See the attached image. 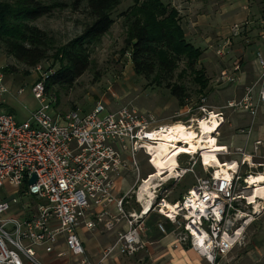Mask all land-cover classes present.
I'll return each instance as SVG.
<instances>
[{
    "label": "built area",
    "instance_id": "built-area-1",
    "mask_svg": "<svg viewBox=\"0 0 264 264\" xmlns=\"http://www.w3.org/2000/svg\"><path fill=\"white\" fill-rule=\"evenodd\" d=\"M238 32V25L232 26L231 35ZM256 59L259 78L255 99L245 89L241 103L227 105V109L239 108L252 119L264 106V61L259 54ZM33 71L36 79L30 93L37 109L21 123L0 110V190L4 192L0 199V264H42L37 259L38 249L56 258L68 256L75 264H104L117 247L133 254L139 245L140 224L148 214L136 194L139 211L125 212L129 191L123 194L118 182L129 167L136 173V183H142L136 156L141 153L150 163L148 147L158 142L166 125L155 124L146 112L127 107L108 111L100 104L89 113L70 111L53 116L55 100L44 88L51 71H43L41 65ZM6 92L0 68V96ZM21 93L22 89L17 91ZM198 111L199 120L212 113L203 106ZM214 115L223 121L221 112ZM197 121L191 119L188 124ZM237 171L231 172L229 180L214 174L198 179L180 201L172 203L175 213L168 220L174 225H180L178 218L183 220L191 250L206 264H216L238 244L239 228L232 229L235 220L230 216L234 204L241 200V196H234ZM32 176L35 183L30 185ZM5 184L17 194L9 197ZM153 199L151 210L155 196ZM164 202L160 198L155 211L166 218ZM120 220L126 229L116 235L113 245L102 250L97 261L91 262L79 231L92 232L100 227L110 233ZM190 228L201 236L200 243Z\"/></svg>",
    "mask_w": 264,
    "mask_h": 264
},
{
    "label": "rangeland",
    "instance_id": "rangeland-1",
    "mask_svg": "<svg viewBox=\"0 0 264 264\" xmlns=\"http://www.w3.org/2000/svg\"><path fill=\"white\" fill-rule=\"evenodd\" d=\"M39 1L45 5L58 3L68 5L67 8H58L48 17H43L32 23L33 26L47 33L56 47L63 46L78 36L84 26L90 22L83 11L85 0ZM142 1L137 0L136 2L139 4ZM161 1L169 9L178 12L179 25L185 34V40L202 51L201 59L196 68H202L207 78L208 90L206 95L204 97L195 95V87L186 79L184 83L188 88L190 101L187 106L181 108L167 90L151 86L147 81L134 74L129 54L123 53L125 29L122 27L124 18L121 17V14L127 12L133 6L135 7L136 4L135 0H121L120 5L111 13L112 26L102 38L100 45L94 48L91 53L88 70L71 87L57 86L50 90L48 95L55 100L52 115L63 116L70 111L85 114L89 113L95 105L100 104L108 111H116L121 107H127L137 112H146L158 125L171 126L182 123L187 126L190 125L188 124L189 120H199L201 115L198 108L203 106L207 111L214 114L221 112L223 115L222 126L212 136L215 145H223L231 133L244 132L248 134L247 129H250L251 126L245 124L244 117L248 118L250 116L239 108L227 109V105L233 103L237 106L241 103L245 98V89L249 90V96H252L253 99L257 95L258 84L256 82L259 78V68L254 51L260 41H258V38H248V35L256 28L247 30L246 25L238 24V35H231L232 26L238 22L228 24V21H225L221 5L225 0ZM76 2H78L77 9L73 10L71 5ZM246 8L248 9V7ZM255 33H257V30ZM5 58L7 61L5 66L2 67L3 71L6 68L4 74L17 73L20 77H24V94H29L32 76H35L34 71L30 70L28 74H24L25 69L22 65L6 56ZM52 66L51 59L41 64L43 71L51 70L49 68H52ZM181 68L182 65H180ZM256 74V80L252 79V76L255 77ZM262 108L264 106L257 110L255 117ZM20 115L22 114L19 113L18 118L22 119ZM29 115L30 113L27 112L26 117H29ZM257 144L259 143H255V148ZM239 157L241 158V155L234 149H228L225 154L217 155L218 161L223 164L229 163L230 159H238ZM146 160L143 154H137L136 162L141 180L153 173L151 165ZM176 162L179 176L168 180L166 183L158 184L160 186L154 190V206L141 224L143 223V232L144 227L148 228L151 235L156 231L160 232L161 229L164 231L169 229L180 240L183 248L187 246L190 248L187 235L182 228L183 220L178 218L177 223L180 222V225L172 224L155 211V205L160 198H164L169 204L180 201L198 179L213 175L214 169L204 167L199 154L178 155L176 156ZM248 166L239 167L236 173L234 196L247 197L250 191L245 190L247 185H245L244 180L248 175L255 176L261 172V168L260 170L259 168L254 170L252 165ZM122 176L123 178L118 182V186L123 194L129 191L124 210L126 213L137 212L140 208L136 202L135 194L141 183L140 181L136 183V173L132 168L127 167ZM4 189L9 197L17 194L16 189L6 184ZM3 194L4 192L0 190V199L3 198ZM251 207L246 204L245 200H239L234 204V211L230 215L235 220L232 229L239 228L237 239H239V242L240 240L243 242L241 246L246 250L252 244L258 248L261 244H264V208L254 212L253 207ZM143 239H145V236ZM236 250L237 248H234L231 253H236ZM201 264H206V262L201 259Z\"/></svg>",
    "mask_w": 264,
    "mask_h": 264
},
{
    "label": "trees",
    "instance_id": "trees-1",
    "mask_svg": "<svg viewBox=\"0 0 264 264\" xmlns=\"http://www.w3.org/2000/svg\"><path fill=\"white\" fill-rule=\"evenodd\" d=\"M120 1L85 0L83 11L90 22L78 36L56 47L52 38L32 23L68 5L0 0V53L22 65L24 74L51 59L55 67L48 70L51 74L44 83L46 94L53 87H71L88 70L91 53L112 26L111 13ZM136 1L135 7L121 14L125 29L123 53L129 54L134 74L151 86L167 90L181 108L190 101L186 79L195 87L194 94L204 97L208 81L204 70L196 68L202 51L185 40L178 12L161 0ZM77 5H71L73 10Z\"/></svg>",
    "mask_w": 264,
    "mask_h": 264
},
{
    "label": "crops",
    "instance_id": "crops-1",
    "mask_svg": "<svg viewBox=\"0 0 264 264\" xmlns=\"http://www.w3.org/2000/svg\"><path fill=\"white\" fill-rule=\"evenodd\" d=\"M221 5L225 21H228V24L238 22L235 25L244 24L247 26V30L256 28L257 33L254 30L248 35V38H258L260 42L254 52L259 54L264 61V0H225ZM6 61L5 56L0 53V68L5 66ZM32 77L30 87L36 79L35 76ZM256 78L257 74L255 77L252 76V79L256 80ZM23 84L24 77H20L17 73L5 75L3 71V85L7 92L0 96V110L13 116L18 123L28 118L26 117L27 112L31 114L38 107L32 96L30 98V90L29 94H24ZM20 89H22V93L17 94ZM19 113L22 114L20 115L22 119L18 118ZM244 118L245 124L251 126L250 129H247L248 134L244 132L231 133L222 146L226 150L234 149L239 152L241 158L230 159V162H234L238 169L242 166L249 167L248 165H252L254 170H257L256 168L260 170L261 168V172L257 174H262V170H264V108L255 118ZM256 142L259 144L255 148ZM125 229L124 221L120 220L114 231L110 233H104L100 227L92 232L80 230L79 235L87 258L91 262L97 261L102 250L113 245L116 241V235ZM145 229L147 230L146 233ZM150 233L149 229L145 227L143 232V223L140 224L139 245L136 247V251L131 255H127L117 247L104 264H201V259L196 252L191 250L187 244V247L183 248L180 240L169 229L166 231L161 229L160 232L156 231L152 235ZM144 236L145 239H143ZM241 243L243 242L241 240L239 242L238 239V245L236 244L232 248V250L237 248L236 253H231V250L228 255L219 258L216 264H264V244L260 243L259 248L252 244L246 250L242 248ZM36 253L37 259L42 264H75L68 256L56 258L55 255L45 254L41 249H38Z\"/></svg>",
    "mask_w": 264,
    "mask_h": 264
},
{
    "label": "bare ground",
    "instance_id": "bare-ground-1",
    "mask_svg": "<svg viewBox=\"0 0 264 264\" xmlns=\"http://www.w3.org/2000/svg\"><path fill=\"white\" fill-rule=\"evenodd\" d=\"M222 124L223 121L220 122L214 113H211L206 120H198L189 126L182 123L171 126L166 125V128L158 135V142L148 147L149 164H151L153 173L142 180L136 192L137 202L143 205L145 214H148L151 209L149 204L154 200V190L160 186L158 184L166 183L168 180L179 176L176 162V156L178 155L199 154L202 165L213 168L215 177L228 180L231 178V174H233L231 172H235L238 167L234 162L220 163L217 155L225 154L226 148L222 145H215L212 141V136L217 133ZM245 185H247L245 190H249L250 194L240 199L245 200L248 206H252L254 212L264 208V174L250 176L246 179ZM260 201L262 206L259 205ZM172 205L166 201L163 203L162 213L169 220L173 219L175 213ZM190 229L200 243L201 236L192 228ZM238 232L239 230L236 236L239 235Z\"/></svg>",
    "mask_w": 264,
    "mask_h": 264
},
{
    "label": "water",
    "instance_id": "water-1",
    "mask_svg": "<svg viewBox=\"0 0 264 264\" xmlns=\"http://www.w3.org/2000/svg\"><path fill=\"white\" fill-rule=\"evenodd\" d=\"M30 185L34 184L35 183V177L32 176L28 182Z\"/></svg>",
    "mask_w": 264,
    "mask_h": 264
}]
</instances>
